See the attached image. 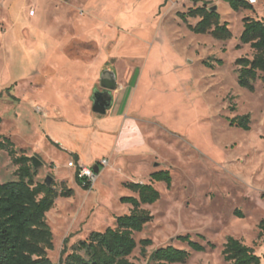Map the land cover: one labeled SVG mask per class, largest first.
<instances>
[{"label": "rangeland", "instance_id": "374dc122", "mask_svg": "<svg viewBox=\"0 0 264 264\" xmlns=\"http://www.w3.org/2000/svg\"><path fill=\"white\" fill-rule=\"evenodd\" d=\"M191 1L198 2L0 0V136L9 138L19 155L24 150L43 163L36 169V183H44L50 176L57 191L63 183L75 191L72 198H58L47 214L54 243L48 255L53 264H60L92 232L116 228L117 217L132 210L121 199L138 197L125 186L149 184L150 175L158 170L171 173L172 186L153 183L161 197L142 207L153 220L135 234L138 247L131 261L149 264L154 251L173 246L191 254L185 264H228L222 252L229 237L254 248L259 256L264 254V236H260L264 221V84L258 79L254 92L241 87L236 66L240 58L253 59L254 51L241 43L243 19L252 15L264 21V0H258L252 10L239 12L225 6L229 5L226 1L218 6L221 21L228 23L232 33L227 41L190 31L177 13H187ZM71 18L76 24L89 18L79 24L78 35ZM188 23L198 24L192 18ZM39 36L46 37L42 39L48 51L36 45ZM74 38L86 43L96 40L98 43L90 42L94 52L109 51L118 58L110 60L111 64L117 61L122 71L136 64L142 69L147 60L151 64L138 124L146 143L133 156L121 148L122 158H104L108 165L101 167L100 178L89 191L75 183V174L67 167L68 156L56 153L49 143L44 134L46 121H40L33 105L45 94L44 86H36L50 75L53 64L76 51L75 42L70 45ZM105 76L111 74L103 71L102 78ZM95 89L102 90L101 83ZM248 114L249 131L233 125L236 118ZM105 144L109 147L112 140L101 146ZM18 168L6 151H0V183L17 181ZM178 237H189L204 251H193ZM145 239L153 242L146 258L140 246ZM64 250L67 254L62 256Z\"/></svg>", "mask_w": 264, "mask_h": 264}, {"label": "trees", "instance_id": "16d2710c", "mask_svg": "<svg viewBox=\"0 0 264 264\" xmlns=\"http://www.w3.org/2000/svg\"><path fill=\"white\" fill-rule=\"evenodd\" d=\"M224 1L235 12L253 9L243 0ZM178 16L195 34H211L221 41L232 38L228 23H222L220 14L206 5L192 8L184 14L178 13ZM189 18L200 21L192 26L188 23ZM243 25L241 43L249 45L254 56L253 59L240 58L236 61L238 83L254 92V83L258 79L264 84V21L246 17ZM7 91H11V88ZM2 97L3 94L0 93V100ZM2 123L3 119L0 117V125ZM236 124L249 131L251 115L236 118L233 125ZM0 151H6L19 167L17 181L0 183V264H53L48 255L49 251L54 250V243L47 214L54 208L58 198H72L75 191L64 183L61 191H57L55 185L47 187L44 183H36L37 170L33 168L32 158L24 151L19 155L9 138L0 136ZM76 181L88 191L78 174ZM151 182L127 184L125 187L138 195L121 199L122 204L132 206L130 214L117 217L116 228L92 232L86 240L79 241L73 246V252L61 259L60 264H136L130 260L138 247L135 234L143 232L145 226L153 220V216L142 207L155 204L161 197L153 183H165L171 188L173 179L169 171H160L151 175ZM260 236H264V221L260 223ZM177 240L187 243L193 251H204L203 246L192 242L189 237H178ZM152 245L153 242L149 239L140 242L143 257H147V249ZM222 253L228 264H264V254L257 255L254 248L234 237L228 238ZM66 254L67 251L64 250L62 256ZM190 256L186 250L167 246L154 251L149 256V264H185Z\"/></svg>", "mask_w": 264, "mask_h": 264}, {"label": "crops", "instance_id": "0c3cea01", "mask_svg": "<svg viewBox=\"0 0 264 264\" xmlns=\"http://www.w3.org/2000/svg\"><path fill=\"white\" fill-rule=\"evenodd\" d=\"M194 1L198 2L191 1L192 7L189 10L195 8L196 5L199 7L203 4L208 8L216 7L218 12V6L225 5L224 0H204L211 2L209 5L200 0ZM225 6L230 7V5ZM248 17L254 18L252 15ZM193 20L200 21V19ZM72 21L77 28L75 34L78 35L79 24L89 21V18L79 20L78 24L73 19ZM222 23L225 22L222 21ZM45 36L35 37L36 45L44 48L46 43L42 37L46 38ZM91 41L96 40L91 39L86 43L81 38L72 39L70 45L75 42L74 50L76 51L62 55L60 58L62 64L59 62L53 66L51 64L50 75L43 81L44 83L36 86L41 88L44 86L45 94L33 105L34 110L41 117L40 121H43L42 118L46 121L47 131L44 130V134L49 143L58 150L56 153L67 155L68 163L75 162L91 168L99 166L101 170L100 163L104 158H122L124 153L121 148L127 150L125 154L133 156V153L138 152V148H142L146 143L145 138L141 137L138 124L141 119L139 113L143 106L145 78L151 64L147 60L142 69L139 64H136L127 66L122 71L117 68V61L114 64L110 61L118 58L113 57L109 51L102 55H100L101 50L95 53L90 45ZM84 44L87 45L84 46ZM104 67L107 69L105 70ZM103 71L111 76L102 78ZM100 83L101 87L107 84L114 86L111 92L113 106L104 116L93 112L92 97L94 91L97 90L95 86ZM109 139L112 140V145L108 147L105 144L102 147L101 144L108 142ZM69 169L75 174L77 186L83 189L76 181L77 170ZM160 171L165 170L153 173Z\"/></svg>", "mask_w": 264, "mask_h": 264}, {"label": "water", "instance_id": "95a60500", "mask_svg": "<svg viewBox=\"0 0 264 264\" xmlns=\"http://www.w3.org/2000/svg\"><path fill=\"white\" fill-rule=\"evenodd\" d=\"M213 11H216L217 8L213 7ZM103 90H95L93 93V112L95 114H98L100 116H104L107 114V112L112 108L113 106V98L111 95L112 90H114V86L110 85H102ZM32 162H33V168L34 169H39L43 167V163L37 158V157H32ZM94 171L96 173H99V166H95ZM54 183V179L52 177H47L44 184L47 187H52Z\"/></svg>", "mask_w": 264, "mask_h": 264}, {"label": "built area", "instance_id": "2783aa9c", "mask_svg": "<svg viewBox=\"0 0 264 264\" xmlns=\"http://www.w3.org/2000/svg\"><path fill=\"white\" fill-rule=\"evenodd\" d=\"M248 3L250 6L255 7L258 5V0H243ZM108 162L106 160H102L100 163V167H107ZM68 167L77 170L78 177L83 182L84 187H88L89 190H93L94 186L97 184L100 178V168L99 173H96L93 168L84 166L81 164H77L75 162H69Z\"/></svg>", "mask_w": 264, "mask_h": 264}]
</instances>
